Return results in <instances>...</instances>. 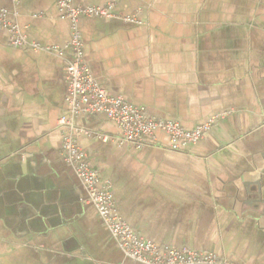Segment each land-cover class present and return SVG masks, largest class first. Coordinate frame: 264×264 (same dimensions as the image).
Here are the masks:
<instances>
[{"label": "crops", "instance_id": "0c3cea01", "mask_svg": "<svg viewBox=\"0 0 264 264\" xmlns=\"http://www.w3.org/2000/svg\"><path fill=\"white\" fill-rule=\"evenodd\" d=\"M105 7L111 0H71ZM31 43L0 29V264H140L124 255L62 153L64 57L71 21L56 0H0ZM118 18L82 17L84 60L111 95L193 130L175 152L157 133L119 145L105 115H82L79 146L111 186L121 218L144 240L264 264V0H117ZM133 17L137 22L122 18Z\"/></svg>", "mask_w": 264, "mask_h": 264}, {"label": "built area", "instance_id": "2783aa9c", "mask_svg": "<svg viewBox=\"0 0 264 264\" xmlns=\"http://www.w3.org/2000/svg\"><path fill=\"white\" fill-rule=\"evenodd\" d=\"M56 1L61 18L72 24V40L66 47L72 51V56H64L61 49H52L64 57L68 84V111L59 121L63 138L62 153L65 162L74 170L85 189L88 203L96 208L102 223L124 255L140 264H231L215 252L161 246L141 238L119 215L111 186L103 182L99 170L77 141L79 134L103 141L110 140L108 135L81 128L76 122L82 115H105L120 129L117 137L119 145L142 149L155 142L157 133H163L169 138L170 150L178 152L200 142L219 116H213L197 128L187 130L177 122L148 117L144 107L111 95L93 76L84 60V42L78 22L82 17L118 18L113 12L117 0H111L105 7H78L71 0ZM122 19L137 22L133 17ZM0 29L10 32L11 45L15 48L42 49L39 44L27 40L9 21V14L3 9H0Z\"/></svg>", "mask_w": 264, "mask_h": 264}]
</instances>
